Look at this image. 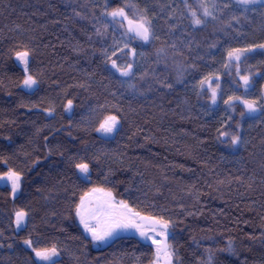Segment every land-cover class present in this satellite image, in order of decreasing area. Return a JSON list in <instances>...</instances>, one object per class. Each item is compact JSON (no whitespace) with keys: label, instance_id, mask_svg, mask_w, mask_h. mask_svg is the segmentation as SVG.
Listing matches in <instances>:
<instances>
[{"label":"trees","instance_id":"trees-1","mask_svg":"<svg viewBox=\"0 0 264 264\" xmlns=\"http://www.w3.org/2000/svg\"><path fill=\"white\" fill-rule=\"evenodd\" d=\"M193 6L0 0V175L11 169L23 179L15 200L0 187V264H38L26 239L34 248L55 246V264H150L152 246L141 239L97 248L77 227L75 208L92 188L169 221L176 264H209V257L264 264V120L253 123L236 100L225 103L263 94L262 50L241 58L240 74H252L247 91L227 53L264 44V0L250 10L222 0L200 25ZM120 7L150 21L148 42L130 39L124 23L105 14ZM24 50L37 80L31 91L21 88L25 73L15 61ZM113 60L119 68L131 63L130 74ZM207 83L219 85L216 105ZM108 116L120 127L104 138L96 129ZM78 163L89 165L87 178ZM15 209L27 213L21 231Z\"/></svg>","mask_w":264,"mask_h":264},{"label":"snow or ice","instance_id":"snow-or-ice-1","mask_svg":"<svg viewBox=\"0 0 264 264\" xmlns=\"http://www.w3.org/2000/svg\"><path fill=\"white\" fill-rule=\"evenodd\" d=\"M238 4L242 5H257L261 4V0H236ZM203 7V16H212V12L206 5H201ZM228 5H225L227 7ZM215 7V5H213ZM107 16L113 18V22L120 23L123 27L121 21L127 22V32L132 34L130 39H139L144 42H148L151 37L150 32V21L147 18L131 19L125 11L124 7L115 8L107 13ZM193 17V23L196 25L202 24V19L197 16L195 11L191 13ZM117 18H120L117 20ZM99 31V30H98ZM127 47V45H125ZM256 49L262 50L261 54H264V44L255 45L254 47L248 48H235L231 49L227 53L229 63L235 62L236 74L239 76L240 81H242L245 90L251 86L252 74H240V61L244 57H248L245 54L253 53ZM132 55H135V49H132ZM29 51H17L15 53L16 59L24 65L25 78L23 80V85L26 88H32L37 80L33 78L31 74H28V64H29ZM227 66V65H226ZM112 67L116 69L122 76H128L132 69V64L129 63L126 68L117 67L115 60L112 61ZM218 79V78H217ZM201 85L205 81L200 82ZM171 87V85H169ZM219 85H217V88ZM216 88L212 89V102H216ZM240 100V97H229L225 101L226 104L230 102ZM71 101L68 102V106L71 107ZM241 103L244 105L245 111L249 114L256 113L259 109L257 107V101L255 100H242ZM264 107V106H262ZM245 115V112H241V116ZM118 124L116 116H108L100 124L99 128L96 129L98 132L104 134H111ZM221 135H228L227 133H222ZM240 142L239 135H233L231 137V144L233 146ZM76 167L81 173L87 174L89 171V165L87 163H78ZM6 179L11 183V191L13 195L20 188L21 175L19 172L9 169L4 176H0V180ZM99 193V196L95 194ZM93 197H95L93 199ZM27 213L23 210L17 211L15 213V223L16 227L19 229L24 222V218ZM75 215L79 218L80 224L86 233L91 236L93 242H105L116 235L119 231L135 230L139 233L140 237L145 240H150L152 245H155V260L153 264H173L174 252L170 250L171 246L167 243L170 233L169 221L164 220L162 217L154 216H142L139 212H134L129 208L127 202L120 200L116 201L110 190H105L104 188H93L89 193L81 196L79 204L75 208ZM152 233V235H149ZM158 237H163V240L158 239ZM23 243L28 247L32 248L35 257L41 261L46 262V264H55L53 260L54 257L58 256V252L55 246L51 248H34L32 247L31 240H24ZM211 257H209V264Z\"/></svg>","mask_w":264,"mask_h":264},{"label":"rangeland","instance_id":"rangeland-1","mask_svg":"<svg viewBox=\"0 0 264 264\" xmlns=\"http://www.w3.org/2000/svg\"><path fill=\"white\" fill-rule=\"evenodd\" d=\"M234 2H236V0H233ZM262 1V0H261ZM189 2L190 3H193V7H192V9H191V13H192V11H195L196 12V14H197V16H199L201 19H206L207 17H205V16H203V7L201 6V5H206L208 8H209V10L212 12V14H213V12H215L216 10H217V8L220 6V4L222 3V0H189ZM237 3V2H236ZM213 5H215V7H213ZM240 5H242V4H240ZM259 4H257V5H251V4H249V5H242V6H244L245 8H247V9H253V7H257ZM130 18V17H129ZM118 20L120 19V18H117ZM123 23H124V27H125V29L127 30V22L126 21H122ZM130 36L132 35V34H130V33H128ZM139 40V39H138ZM142 41V40H141ZM30 59V58H29ZM15 61H16V63L18 64V66L24 71V65L22 64V63H20L17 59H16V56H15ZM28 67H29V64H28ZM25 73V72H24ZM29 74V73H28ZM34 87H35V85L32 87V88H26L23 84H22V86H21V88L23 89V90H25V91H31V90H33L34 89ZM215 88H216V92H217V96H216V102L215 103H218V102H220V100H221V96H220V91H219V87L217 88V86H214ZM214 87H211L208 83L206 84V90H207V93H208V97L210 98L209 100H210V103H212L213 105H216L215 103H213L212 102V89L214 88ZM251 87V86H250ZM261 91H259L257 94L255 93V92H252V98L251 97H249V99H247V100H255V101H257V107H258V111L256 112V113H251V114H249V113H247L246 111H245V108H244V105L241 103V101L242 100H245V99H241L240 98V100H236V102L237 103H240L241 104V106H242V108H243V110L245 111V115H248L251 119H250V121L251 122H256V121H259V120H264V107H262V106H264V100H263V103H262V95H263V98H264V90H263V94H262V92L260 93ZM261 98V99H260ZM230 104H232V102H230ZM71 109H72V105H71V107H67V111H71ZM117 120H118V124H117V126H116V128H115V130L111 133V134H104V133H102V132H98V134L101 136V137H104V138H109V137H111V136H114V135H116V133H117V131H118V129H119V127H120V121H119V119L117 118ZM104 121V120H103ZM79 173H80V175L83 177V178H87L88 177V175H89V173H90V170L88 171V173L87 174H85V173H81L80 171H79ZM0 176H4V174L3 175H0ZM22 182H23V179H22V177H21V181H20V188H19V190L15 193V195H13V193H12V191H11V199L12 200H15V198L20 194V191H21V186H22ZM8 187V188H10V190H11V183L9 182V181H7L6 179H4V180H0V187ZM93 189V188H92ZM90 191H91V189H90ZM89 191V192H90ZM89 192H87V193H89ZM112 194H113V197L115 198V200L116 201H120V199L119 198H117L115 195H114V193L112 192ZM96 196H99L100 194L99 193H97V194H95ZM84 196V195H83ZM95 197H93V199H94ZM79 202H80V200H79ZM79 202H78V204H79ZM77 204V205H78ZM130 208V207H129ZM131 209V208H130ZM132 210V209H131ZM17 211H19V210H17V209H15L14 210V222H15V213L17 212ZM132 211H134V210H132ZM135 212V211H134ZM74 216H75V222H76V224H77V227L81 230V231H83L88 237H89V239H90V241H91V243H92V245H94L95 247H97V248H104V247H106V246H108V245H110L112 242H113V239L112 238H110L109 240H107V241H105V242H99V243H97V242H93L92 241V239H91V236L88 234V233H86L85 231H84V229H83V226L80 224V222H79V218L75 215V212H74ZM25 223H23V225L18 229L17 227V231H21V230H23L24 228H25ZM15 226H16V223H15ZM170 227V226H169ZM120 234H121V237H137V238H139V239H141L144 243H147V244H149L150 246H152V249H153V257H152V261H151V263L150 264H153V262H154V260H155V245H152L151 244V241L150 240H145L144 238H142V237H140V235H139V233L138 232H136L135 230H128V231H120ZM149 235H152V233H149ZM158 239H161V240H163V237H158ZM26 240H30V239H26ZM167 243L169 244V242H168V240H167ZM28 249H30L31 251H32V248H30V247H28L27 245H25ZM170 250L171 251H173L171 248H170ZM58 252V251H57ZM32 253H33V257H34V259H35V261L38 263V264H46V262H41V261H39L36 257H35V254H34V252L32 251ZM60 259V254L58 253V256H56V257H54L53 258V260L56 262V261H58ZM161 264H163V262L161 261ZM173 264H176V261H175V256L173 257Z\"/></svg>","mask_w":264,"mask_h":264},{"label":"water","instance_id":"water-1","mask_svg":"<svg viewBox=\"0 0 264 264\" xmlns=\"http://www.w3.org/2000/svg\"><path fill=\"white\" fill-rule=\"evenodd\" d=\"M142 216H145V215H142ZM26 218H27V216H25V218H24V222H23V223L26 222ZM120 237H121V234H120V231H119V232L116 233L115 236L112 237V239H113V240H116V239H118V238H120Z\"/></svg>","mask_w":264,"mask_h":264}]
</instances>
